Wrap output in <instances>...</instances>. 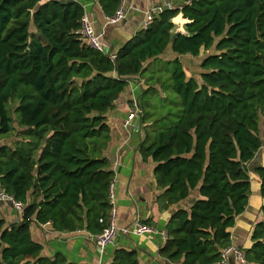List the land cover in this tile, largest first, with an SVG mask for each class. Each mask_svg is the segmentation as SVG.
<instances>
[{"label": "trees", "instance_id": "obj_1", "mask_svg": "<svg viewBox=\"0 0 264 264\" xmlns=\"http://www.w3.org/2000/svg\"><path fill=\"white\" fill-rule=\"evenodd\" d=\"M174 1L111 60L84 40L79 2L0 0V189L25 204L21 221L8 226L0 210V264H73L60 253L42 255L33 222L94 235L110 225L115 173L95 149L109 137L107 113L136 75L147 85L140 151L156 163L159 211L200 194L172 212L161 256L217 264L232 244L251 194L248 166L264 144V0ZM99 3L113 16L121 0ZM179 14L188 19L183 33L173 22ZM168 50L175 58L161 60ZM178 56L197 58L198 70ZM166 81L180 109L163 127L165 117L146 120L142 97L164 94ZM16 127L21 138L9 144ZM255 173L264 197V165ZM262 211L241 264H264ZM109 264L140 262L135 250L119 248Z\"/></svg>", "mask_w": 264, "mask_h": 264}, {"label": "crops", "instance_id": "obj_2", "mask_svg": "<svg viewBox=\"0 0 264 264\" xmlns=\"http://www.w3.org/2000/svg\"><path fill=\"white\" fill-rule=\"evenodd\" d=\"M78 2L83 5L95 32L101 34L105 49L110 54H116L138 30L143 28L146 10L155 5L175 1L127 0L126 17L118 24L107 22L99 0H78ZM179 15L183 17L182 14ZM185 21L184 24L175 23L178 31L185 32L184 25L188 20L185 19ZM178 57L183 61L189 60V64H194L190 66L191 68L185 67L190 72L198 70L200 61L197 58ZM173 58L175 56L169 50L161 56V60H172ZM146 87L144 79L139 75L131 77L126 90L116 100L113 109L107 113V122L110 127L109 137L102 146L103 148L95 149V156L107 159L108 169L115 173L112 185L115 195L113 206L116 210V227L122 230L128 227L137 216H140L145 223L155 228L156 233L149 236H136L119 232L113 243L101 252L92 238L94 234L87 230L57 231L50 222L46 224L33 222L30 227L31 234L35 241L42 244L43 256L54 258L57 253H60L73 264H109L116 249L126 248L137 252L140 264H174L160 254L166 241L164 239L165 226L172 212L179 206H186L192 200L199 198L200 194L196 189L179 206H173L166 212L159 211L156 198L161 191L157 190L155 183L156 163L151 158L144 159L140 151V143L144 139L147 123L136 120L129 129L124 128L123 125L132 100L139 101ZM16 128L17 132L14 131L9 144L21 138L22 133L19 131L22 129ZM1 141L5 143V140ZM261 165H264V144L248 166L251 177L249 202L232 227V244L238 245L241 249L252 245L253 228L263 220L264 197L261 195V180L255 173V168ZM0 210L1 217L6 221L7 226L22 219V213L11 202H0ZM228 264H235V262L230 260Z\"/></svg>", "mask_w": 264, "mask_h": 264}, {"label": "built area", "instance_id": "obj_3", "mask_svg": "<svg viewBox=\"0 0 264 264\" xmlns=\"http://www.w3.org/2000/svg\"><path fill=\"white\" fill-rule=\"evenodd\" d=\"M73 1L78 2V0H73ZM174 8H176V6H174L173 3L171 2H165L164 4L152 6L145 12V20L143 22V28H147L151 24V22L153 21L156 15L162 13L166 9H174ZM126 13H127V0H121V4L119 8L116 10L115 14L113 16L106 15L107 22L118 24L126 17ZM81 25H82L81 34L84 40L86 41V43L96 50H99L104 53H108V51L105 49V45L101 40V34H97L95 32L92 26V22L86 13H84V15L81 18ZM108 54L111 60H115L116 54H110V53ZM142 114H143V110L140 106L139 101L137 99H133L127 117L123 123L124 128L129 129L137 120V118L140 117ZM114 199H115V195H114L113 185H111L110 200L112 203V218L110 225L107 228H105L102 233L92 236L93 240H95V243L101 252H104L107 246L113 243L114 239L117 237L119 232L123 234H134L136 236H149L151 234L156 233L155 228L145 223V221L140 216H137L128 227L119 230L115 225L116 210L113 206ZM2 201L11 202L20 213H23L25 204L21 201L15 200L13 196L9 195L8 193H6L1 189L0 202ZM164 239L165 240L167 239L166 232L164 233ZM230 260H233L235 264H241L245 262V253L241 249V247L235 244H231L230 246L226 247L222 251L221 259L217 264H228Z\"/></svg>", "mask_w": 264, "mask_h": 264}, {"label": "rangeland", "instance_id": "obj_4", "mask_svg": "<svg viewBox=\"0 0 264 264\" xmlns=\"http://www.w3.org/2000/svg\"><path fill=\"white\" fill-rule=\"evenodd\" d=\"M208 52H211V51H207V53ZM184 65L185 67L187 66L190 67L194 64H189V60L185 59ZM166 66H167V69L169 67L171 68L170 64H166ZM167 82L168 81H166L167 89H165L164 94H162L163 90H161L160 92L157 90L156 91L154 90L142 97V101H144L142 104L145 108V112L147 116L146 120L150 122H155L156 120H160L162 117H165L159 121V123L163 127L174 125L176 123L179 117V109H180V98L175 93V91L172 89L170 84ZM171 108L173 112L171 115L172 117H166L168 114L167 112H169V109ZM142 116L143 114L137 118L139 122H142ZM151 126H153L152 127L153 129L158 127V125H151ZM13 133L8 134L5 137L12 136Z\"/></svg>", "mask_w": 264, "mask_h": 264}, {"label": "bare ground", "instance_id": "obj_5", "mask_svg": "<svg viewBox=\"0 0 264 264\" xmlns=\"http://www.w3.org/2000/svg\"><path fill=\"white\" fill-rule=\"evenodd\" d=\"M173 22L179 23V24H184L186 21H185V18L184 17H182L181 15H178V16H176L173 19Z\"/></svg>", "mask_w": 264, "mask_h": 264}, {"label": "water", "instance_id": "obj_6", "mask_svg": "<svg viewBox=\"0 0 264 264\" xmlns=\"http://www.w3.org/2000/svg\"><path fill=\"white\" fill-rule=\"evenodd\" d=\"M180 32H182V33H183V31H180Z\"/></svg>", "mask_w": 264, "mask_h": 264}]
</instances>
